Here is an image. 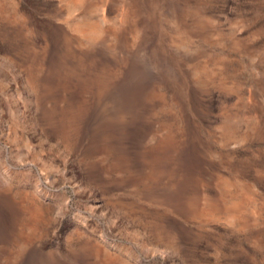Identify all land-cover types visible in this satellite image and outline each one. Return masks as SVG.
Wrapping results in <instances>:
<instances>
[{
    "label": "rangeland",
    "instance_id": "rangeland-1",
    "mask_svg": "<svg viewBox=\"0 0 264 264\" xmlns=\"http://www.w3.org/2000/svg\"><path fill=\"white\" fill-rule=\"evenodd\" d=\"M0 264H264V0H0Z\"/></svg>",
    "mask_w": 264,
    "mask_h": 264
}]
</instances>
